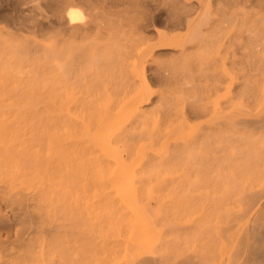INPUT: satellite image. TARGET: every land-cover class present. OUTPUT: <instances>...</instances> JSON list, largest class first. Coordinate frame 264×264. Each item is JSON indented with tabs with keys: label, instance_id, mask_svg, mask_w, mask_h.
Returning a JSON list of instances; mask_svg holds the SVG:
<instances>
[{
	"label": "bare ground",
	"instance_id": "6f19581e",
	"mask_svg": "<svg viewBox=\"0 0 264 264\" xmlns=\"http://www.w3.org/2000/svg\"><path fill=\"white\" fill-rule=\"evenodd\" d=\"M76 1L0 30V264H264V0Z\"/></svg>",
	"mask_w": 264,
	"mask_h": 264
},
{
	"label": "rangeland",
	"instance_id": "374dc122",
	"mask_svg": "<svg viewBox=\"0 0 264 264\" xmlns=\"http://www.w3.org/2000/svg\"><path fill=\"white\" fill-rule=\"evenodd\" d=\"M88 1H90L91 5L94 7V12L98 17H106L107 15H109L116 20L124 19L125 21L126 18L132 15V11H129L127 13L125 5H123L118 0ZM49 3L50 0H0V12L7 10L6 12L9 11L14 15H21L22 18H28L27 20H21L15 24L12 23V21L1 19L2 17H0V30H5L9 33H12L14 36H18L25 40L36 42L39 44H52L56 42L57 38L64 36L63 33H59L55 29L49 28L48 25L46 26V24L49 23L46 22H44V31H40L35 27V24H38V22L47 20V18H44V16L52 15ZM73 7H76L77 9H83L84 6L80 2V0H77L76 2H74ZM21 8H25L26 11L21 13ZM33 18L37 20V23H34V21L32 20ZM159 25L160 27H162L160 29L163 30L164 26L162 24ZM45 32H48L49 34H45ZM162 59L165 60L166 58ZM161 87L163 86H158V83L154 85L155 89Z\"/></svg>",
	"mask_w": 264,
	"mask_h": 264
},
{
	"label": "clouds",
	"instance_id": "9594fccd",
	"mask_svg": "<svg viewBox=\"0 0 264 264\" xmlns=\"http://www.w3.org/2000/svg\"><path fill=\"white\" fill-rule=\"evenodd\" d=\"M70 25H75L77 23L84 24L87 22L88 17L82 9H70L66 13Z\"/></svg>",
	"mask_w": 264,
	"mask_h": 264
}]
</instances>
